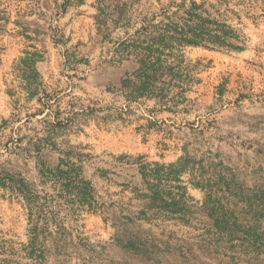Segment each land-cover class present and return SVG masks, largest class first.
I'll list each match as a JSON object with an SVG mask.
<instances>
[{"label":"rangeland","instance_id":"rangeland-1","mask_svg":"<svg viewBox=\"0 0 264 264\" xmlns=\"http://www.w3.org/2000/svg\"><path fill=\"white\" fill-rule=\"evenodd\" d=\"M97 1L0 0V184H8L5 175L15 172L36 183L41 204L47 193L53 194L37 173L33 147L38 137L50 133L52 140L42 144L44 161L55 167L62 151L78 146L90 155L84 175L103 205L96 213L70 205L59 210L67 253L58 258L52 251L43 264H264V217H257L256 224L246 213L239 215L244 232L258 226V233L251 231L259 236L258 249L233 237L238 233L231 227H211L212 215L225 217L234 203L244 204L234 190L264 184V0L255 11L262 15L256 24L243 18V52L186 47L183 69L175 76L187 91L174 88L135 101L119 87L137 63L108 60L116 43L144 24L136 19L99 33ZM169 1L141 0L133 12L147 13ZM33 47L44 59L37 66L39 86L30 97L14 67ZM139 156L161 166L186 159L189 171L181 182H164L162 189L167 200L181 194L179 186L186 188V215L163 209L150 222L116 225L140 208L134 189L145 186L132 164ZM193 178L203 187L195 186ZM225 182L232 184V192L224 191ZM50 229L57 230L54 225ZM28 230L23 199L0 185V238L20 249L28 242ZM138 232L156 239L152 255H139L128 244ZM45 244L52 246L50 240Z\"/></svg>","mask_w":264,"mask_h":264},{"label":"trees","instance_id":"trees-1","mask_svg":"<svg viewBox=\"0 0 264 264\" xmlns=\"http://www.w3.org/2000/svg\"><path fill=\"white\" fill-rule=\"evenodd\" d=\"M140 1L98 0L97 14L94 16L99 33L103 29H105L104 32L110 31L111 28L115 30L136 19L144 24L131 37L116 43V48L108 60L111 64H121L123 61L137 63L138 69L133 74H128L126 79L121 80L119 87L129 101L158 97L163 92H171L174 88L181 89L183 93L186 92L187 88L180 86L175 76L183 69L184 48L201 47L210 51L243 52L247 41L240 27L243 24V18H248L256 24L262 17L255 12L262 9L259 7L261 0L236 2L234 0H201V2L170 0L156 10L135 16L133 7ZM261 11L264 12V9ZM43 59V52L33 47V51L23 52V56L14 67V70L18 72L17 78L21 80V87L30 93V97L36 93L32 89L39 86L37 66ZM48 140H52L50 133L46 138L38 137L33 144L37 173L44 185H50L53 193L46 194L44 203L40 202L42 197L36 183L22 177V174L15 172L6 174L8 184H0L23 199L28 210L29 224L28 242L22 244L20 249H15L13 241L0 238V248L3 251L0 255H7L5 258L0 257V264H43L52 251L58 258L66 255L67 230L64 223L58 220H62L59 210H63V207L70 209V206L85 207L87 211L96 213L99 207H103L98 201V193L92 181L84 175V160H87L90 155L81 153L78 146L70 145L61 152L62 156L58 159V164L50 167L43 159L42 148V144ZM127 158L131 159L129 156L119 157L120 160ZM132 161V164L137 166L145 190L134 189L136 199L141 202L140 208L136 212L122 216L117 220L116 225H125L122 221L134 225L140 221L150 222L161 216L159 211L163 209H174V214L183 212V215H186L189 207L186 188L179 186L181 194L167 200L162 191L164 182H181V175L189 171L186 159L180 158L175 164L168 166H161L156 162L149 163L145 156H139ZM194 181L195 178L192 179L195 186L203 187L200 182ZM224 186L225 192L233 191L230 182H225ZM235 191L241 193L244 204L240 206L234 203L225 217L212 215L214 222L211 227L217 229L224 225L226 230L231 227L238 233L233 237L243 244L248 242L258 249L259 236L251 234L253 230L258 233V226H248V233H246L243 230L246 226L240 225L238 221L241 212L253 217L256 224H258L257 217H264V184L255 186L254 189L241 185ZM48 199L55 202L54 206L47 204ZM205 202H211V197H206ZM153 211L156 214H153ZM185 217L173 216L180 220H185ZM52 225L56 226V232L50 229ZM47 240L52 242V246L45 244ZM155 240L138 232L127 242L137 254L152 255ZM62 241L64 244L60 245ZM54 242L57 245H53ZM18 252L20 254L23 252L24 256L17 255ZM16 255L21 260H18ZM22 258L28 259L29 262L24 263Z\"/></svg>","mask_w":264,"mask_h":264}]
</instances>
